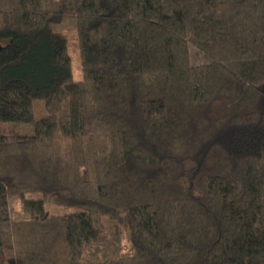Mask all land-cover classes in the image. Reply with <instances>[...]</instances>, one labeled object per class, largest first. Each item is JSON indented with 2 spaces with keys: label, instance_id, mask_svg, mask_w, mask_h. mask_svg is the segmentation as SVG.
<instances>
[{
  "label": "trees",
  "instance_id": "trees-1",
  "mask_svg": "<svg viewBox=\"0 0 264 264\" xmlns=\"http://www.w3.org/2000/svg\"><path fill=\"white\" fill-rule=\"evenodd\" d=\"M0 123V264H264V0H0Z\"/></svg>",
  "mask_w": 264,
  "mask_h": 264
},
{
  "label": "rangeland",
  "instance_id": "rangeland-1",
  "mask_svg": "<svg viewBox=\"0 0 264 264\" xmlns=\"http://www.w3.org/2000/svg\"><path fill=\"white\" fill-rule=\"evenodd\" d=\"M67 39L68 52L72 62L73 78L76 81L84 79V70L82 63V56L80 51V44L75 30H69L64 33ZM191 63L193 65H201L209 62L207 55L201 53L195 46H189ZM35 109L39 118L47 117L44 101L36 100L34 102ZM0 135L6 136H31L34 135V127L24 123H0ZM28 198L41 199L40 193H29ZM45 211L49 215H67L76 211L74 207L63 206L53 203L45 204ZM105 229L108 232L114 223L109 218H104Z\"/></svg>",
  "mask_w": 264,
  "mask_h": 264
}]
</instances>
